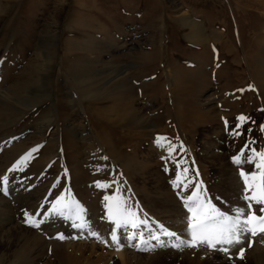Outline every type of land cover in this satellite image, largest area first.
<instances>
[{"label":"rangeland","instance_id":"obj_1","mask_svg":"<svg viewBox=\"0 0 264 264\" xmlns=\"http://www.w3.org/2000/svg\"><path fill=\"white\" fill-rule=\"evenodd\" d=\"M258 1L66 0L61 5V0H0V177L11 179L14 186H8L17 198L8 196L16 203L9 208L0 201V209H17L11 214L20 218L0 223V264H66L68 253L89 242L96 249L89 254L85 248L88 258L82 264H123L113 252L114 231L125 264H264V233L246 235L229 253L187 246L190 213L185 207L197 184L226 215L247 207L240 172H256L247 162L251 149L264 151V9L254 5ZM184 20L200 29L189 30ZM56 26L55 78L46 87L52 91V110L43 93L25 96H30L27 87L38 82L41 39ZM196 30L201 42L193 38ZM218 44L225 45L219 54ZM203 47L207 50L199 52ZM2 92L12 98L6 102ZM240 116L246 117L242 123ZM49 120L55 123L50 134L37 133ZM52 137L75 150L68 161L71 189L59 160L48 163L62 155L50 144ZM158 137L166 140L157 143ZM131 143H137L136 151ZM241 153L245 162L237 165L233 157ZM106 162L116 169L109 171ZM72 190L83 217L69 211L64 221L57 214L60 219L54 215L44 222L75 229L73 221L88 217L91 227L93 220L97 225L88 236L48 238L25 223V213L40 199H50L46 208L51 209L58 199L66 202ZM117 195L136 213L135 229H117L108 218L105 197ZM261 207L252 205L258 216ZM161 225L176 235H163ZM132 233L136 238L130 240Z\"/></svg>","mask_w":264,"mask_h":264},{"label":"snow or ice","instance_id":"obj_2","mask_svg":"<svg viewBox=\"0 0 264 264\" xmlns=\"http://www.w3.org/2000/svg\"><path fill=\"white\" fill-rule=\"evenodd\" d=\"M241 123L246 119L244 116L238 118ZM239 127V125L237 126ZM236 134H239L238 132ZM166 138L158 137L157 143L165 141ZM40 146L33 148L29 153L25 155L16 165L13 166L14 171L20 167L21 164L26 162L32 155L33 152H36ZM174 151L173 147L169 148V152ZM252 157L248 158L247 162H253L255 164L256 172L251 174H246L241 170L240 175L244 180L245 184V194L243 199L247 201L246 208L237 209L234 215H226L220 212L211 201L207 200L204 195H202V184L196 185V191L185 201V207L187 208L190 216L188 218V230L191 235V239L187 241V246L189 247H200L206 246L214 250H219L224 253H229L230 247H234L242 243V239L246 235L255 236L258 233H264V207H261L259 211L261 215H257L256 212L252 209L253 203L264 205V151L257 152L255 149H251ZM243 153L233 157L234 163L237 165L245 162L242 160ZM187 172V169L183 170ZM179 179V178H178ZM9 177L5 175L0 179V191L7 193ZM97 186L106 187L108 185L101 184L97 182ZM179 186V183H177ZM119 193V189H117ZM105 200L108 201L106 208L108 209V218L113 220L117 226V229L120 227L131 226L132 228L138 227L136 221V213L126 206V201L117 195L114 197H105ZM115 201V203H113ZM63 209L69 210L77 216L81 217L82 208L76 202H64L63 199H58L52 206V210L55 213L60 215L64 214ZM27 216L26 222L35 227H39L43 221H37L34 216L25 213ZM139 223H144L140 221ZM75 227H84V224H76ZM162 229V234L166 236H175V233L169 232L163 229V225L160 226ZM91 235L97 236L98 234L92 232ZM58 239L63 240L65 237L60 234L57 237ZM135 233H132L129 236V239H135ZM154 239H159L158 236H154ZM112 240L119 244V238L114 231L112 234ZM141 242L143 243V234L141 233ZM181 243H184L181 241ZM179 247L180 245H175ZM218 246H220L218 248ZM244 248L239 249V256L242 259L244 256Z\"/></svg>","mask_w":264,"mask_h":264},{"label":"bare ground","instance_id":"obj_3","mask_svg":"<svg viewBox=\"0 0 264 264\" xmlns=\"http://www.w3.org/2000/svg\"><path fill=\"white\" fill-rule=\"evenodd\" d=\"M66 0H61V5H62V3H64ZM254 1V0H253ZM258 1V0H257ZM252 2V1H251ZM254 5H258V6H261L262 8H260V9H264V0H260V1H258V2H255L254 3ZM201 7V6H200ZM204 7V6H203ZM220 10V9H219ZM218 10V11H219ZM197 11H198V9H197ZM200 11V10H199ZM58 17H59V10H58V8H56V10L54 11V14H53V19H54V23L58 26ZM181 19V18H180ZM194 20V19H193ZM183 23L185 24V26L189 29V30H195V29H200V27H199V25H197L196 23H193V24H189L188 23V21L187 20H184L183 21ZM55 27L52 31L50 30V32L48 33V35L46 36V37H44V38H42L41 39V42H40V47H41V53H40V58H41V67H39L38 68V76H39V78H38V82H36L35 84H32V85H29V88L27 87V89L28 90H26V92L30 95V96H25V97H28V98H32L33 96H31V94H33V95H35L36 93H38V92H40V93H43V98H44V101H47V103H48V105L49 106H51V109L52 110H54L53 108V106L55 105L54 104V101L52 100L53 99V96H52V91L50 90V89H47L46 87L47 86H51V85H53L54 84V78H55V57H56V53H57V50H56V45H57V39H58V36H59V33H58V29H59V27ZM258 30L259 31H262L263 30V26L259 29L258 28ZM197 31V33H196V35L193 37V38H195L196 39V42H201L202 41V34H201V32L199 31V30H196ZM264 32V31H263ZM187 37V36H186ZM98 43V42H97ZM197 44V43H196ZM202 45V44H201ZM223 46H225V45H221V44H218L217 46H215L216 47V52H217V54H219V52H221L220 50H222V47ZM202 47V46H201ZM72 48V47H71ZM214 48V47H213ZM224 48H226V47H224ZM223 48V49H224ZM205 50H207V48H200L199 49V52H201V53H203V52H205ZM219 56V55H218ZM223 58V57H222ZM222 60V59H221ZM59 80V76H58V74H57V81ZM59 86V85H58ZM176 89V88H175ZM173 92H175V94H178V93H176V92H178V91H176V90H174ZM7 93V92H6ZM6 93H4V92H2V95H1V97L3 98V99H5V101L7 102V101H9V99H11L12 97H9L8 96V94H6ZM162 94V93H161ZM172 94V93H171ZM154 97H156V96H154ZM158 99V98H157ZM154 100H155V98H154ZM159 100V99H158ZM167 101H168V98H167ZM163 102V101H162ZM167 104V103H166ZM85 108V107H84ZM54 112V111H53ZM139 112H141V111H139ZM183 113V112H182ZM34 114V113H33ZM138 115V114H137ZM180 120V119H179ZM54 121V120H53ZM53 121H51V120H49L48 122H47V124L46 123H44V124H46V127H44V125H43V123H41V125H39V130L38 131H36L37 133H39L40 131H42L43 133H42V135L43 136H48L49 134H50V131H51V129H52V125H55V123L53 122ZM62 125V124H61ZM60 124H59V128H61L62 129V126H61ZM104 125V124H103ZM42 126L44 127L43 129H42ZM65 126V125H64ZM185 127V126H184ZM192 127V126H191ZM64 128V127H63ZM101 127L99 126L98 127V125H96L95 126V131H96V133H97V135H98V131H99V129H100ZM183 128V127H182ZM185 128H187V127H185ZM184 128V129H185ZM183 129V130H184ZM182 130V131H183ZM186 131V130H185ZM61 133V132H60ZM102 133V132H101ZM166 134V133H165ZM62 135V134H61ZM167 135V134H166ZM54 136V135H53ZM63 137V136H62ZM61 139V138H60ZM59 139V137L57 138V137H52V138H50L49 139V142H50V144L53 146V147H55V145L58 147V152H61L62 153V155L60 154V155H54V156H52V158L51 159H49L48 160V163H50V162H52V160L55 158H57L59 161H58V167H60L61 169H62V173L63 174H65V175H67V186L69 187V189H71L72 188V181H71V177H72V172H71V170L69 169V167H68V161L70 160V158L72 157L71 155H72V150H74V149H72V148H66L64 145V142L62 141V144L60 143V140ZM63 139V138H62ZM64 140V139H63ZM137 143H131V144H129L128 146L130 147V149H132L133 150V148H135V145H136ZM139 144V143H138ZM69 145V144H68ZM68 145H66V146H68ZM141 145V144H140ZM61 146H63V148H61ZM127 146V147H128ZM125 147V146H124ZM72 149V150H71ZM135 150V149H134ZM133 150V151H134ZM75 151V150H74ZM136 151V150H135ZM98 153H99V156L100 157H102V159H104L105 161L108 159V156H106V153L105 152H102V151H98ZM109 160V159H108ZM109 162V161H108ZM108 162H106L105 164L107 165V167H108V169H109V171H111V170H114V169H116V164H109ZM111 163V162H110ZM106 172V171H105ZM111 173V172H110ZM108 174V173H107ZM3 177H0V179H2ZM10 181H11V179H9V183H10ZM9 185H11V186H14V185H12V184H9ZM8 188H9V186H8ZM0 194H1V197H0V201H4V203L6 204L5 206L6 207H12V206H15L16 205V203H14V201H13V203L11 202V200H9V198H8V196H10V199H13V200H15V199H17V198H13L12 197V193H11V190L9 189V191L7 192V193H5V192H3V191H0ZM75 192L72 190V191H70L69 192V194H68V197H67V201H66V203H68V202H72V198H74L75 199ZM31 198H29L28 199V201L30 200ZM48 200V201H47ZM75 202H78V200L76 199V201ZM2 203V202H1ZM50 203V199H47L46 198V196L45 197H43L42 199H40V201L38 202V204L35 206V207H33L32 209H31V211H29V215H32V216H34L35 217V219L37 220V221H43V223H41L40 224V226L39 227H35V226H33L34 228H36V229H39L41 232H43V234L44 235H47V236H49L48 238H52V237H58V235H60V234H62L64 237L66 236V235H68V236H73L74 234H83V235H89L90 234V228H97L96 226V222H95V220H93L94 221V224L92 225V227H91V225H90V222L88 221V222H86L85 220H87V218L88 217H85V215H84V219L82 218V219H80V223L78 222V223H76V224H81V223H83L84 224V227H82V230L80 231L78 228L79 227H75V222L76 221H73V225H71V221L70 220H67L68 222H66V224H70L71 226H74V228L75 229H71V227L70 228H68V229H65V224H55L54 223V225H50V226H47L46 224H45V222L47 223V221H45L44 222V219L46 218H51V219H54L53 217H55V218H59V217H61V220L62 221H64L65 219H64V217H65V215L67 214V213H69V210H66V209H63V211H64V214L63 215H60L59 213H55V212H53V210H52V208L51 209H47L46 207H47V205ZM3 204V203H2ZM17 210V209H16ZM15 209H12L11 210V212H13L14 213V211H16ZM11 212H9V213H4L3 212V210L2 209H0V223L2 224V226H5V225H8V224H11L12 222H14V221H18V220H20V218H18L16 215H14V214H11ZM26 212V211H25ZM57 214H58V216L59 217H57ZM55 215V216H54ZM25 216V215H24ZM64 216V217H63ZM91 216L92 215H90L89 217L91 218ZM63 217V218H62ZM81 217H83V216H81ZM80 217V218H81ZM93 218V217H92ZM60 219V218H59ZM76 219V218H75ZM89 219V218H88ZM25 220H27V217L25 216ZM57 220L58 219H55V221L57 222ZM77 220V219H76ZM92 220V219H91ZM58 222H60V220L58 221ZM25 223H27V222H25ZM27 225H30V224H28L27 223ZM31 226V225H30ZM79 230V231H78ZM75 232V233H74ZM74 237V236H73ZM89 238V237H88ZM86 243V242H85ZM71 244V243H70ZM79 243H77V245H78ZM80 244H82V245H84V243H80ZM114 249L115 250H113V252L115 253L114 255H115V257H117V258H121L122 259V262H123V264H125L126 263V259L124 258V255H125V253H124V250L122 249V244L120 243V241H119V244H117L116 242L114 243ZM76 246V245H75ZM74 246V247H75ZM87 248H89V250H90V253L89 254H92V253H94L95 252V244H94V242H92V243H90L89 242V244H86L85 245ZM108 246V245H107ZM86 247H84V249L83 248H80V246H79V252L78 253H68L67 255H66V259H65V263L66 264H82V262L86 259V258H88V256L85 254V252H84V250H85V248ZM71 249H73L72 247H71ZM111 249V248H110ZM131 250H135V247L134 248H130ZM74 250V249H73ZM109 250V249H108ZM86 251V250H85ZM88 251V250H87ZM86 255V256H85ZM96 256H97V259H99V258H101V253H98V254H96ZM53 257V256H52ZM52 257H51V259H52ZM50 259V258H49ZM84 259V260H83ZM54 260V259H53ZM89 260V259H88ZM87 260V261H88ZM50 263H51V261L50 260H48ZM55 261V260H54ZM36 262V261H35ZM40 262V261H39ZM36 263H38V262H36Z\"/></svg>","mask_w":264,"mask_h":264}]
</instances>
